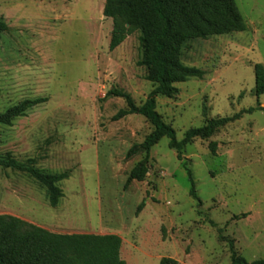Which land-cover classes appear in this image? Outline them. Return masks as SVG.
Wrapping results in <instances>:
<instances>
[{
	"label": "rangeland",
	"instance_id": "rangeland-1",
	"mask_svg": "<svg viewBox=\"0 0 264 264\" xmlns=\"http://www.w3.org/2000/svg\"><path fill=\"white\" fill-rule=\"evenodd\" d=\"M242 33L186 42L180 61L199 77L158 97L156 111L182 141L191 129L249 109L237 122L187 145L198 200L177 152L163 138L151 152L144 182L128 176L143 160L128 151L153 132L133 115L114 122L128 94L137 107L155 85L140 66V31L109 50L112 19L106 0H0V115L26 100L48 101L11 125H0V158L45 174H68L50 204L29 174L0 167V216L56 234L117 235L125 264H231L264 260V95L254 66H264V0H233ZM217 144L215 153L211 145ZM143 205V206H141Z\"/></svg>",
	"mask_w": 264,
	"mask_h": 264
},
{
	"label": "trees",
	"instance_id": "trees-1",
	"mask_svg": "<svg viewBox=\"0 0 264 264\" xmlns=\"http://www.w3.org/2000/svg\"><path fill=\"white\" fill-rule=\"evenodd\" d=\"M103 14L113 21L109 44L111 52L135 32H141L145 55L140 66L147 69L148 78L155 85L141 107H137L126 93L117 90L108 93L109 96L125 99L128 105L127 110L114 117V122L139 115L154 128L142 144L134 145L127 153V159L140 153L145 156L130 172L125 188L132 182L146 180L152 149L167 138L169 148L177 152L178 161L183 162L188 173L190 196L198 200L192 171L183 156L185 147L197 138L212 135L244 115L252 114L255 109L211 120L204 127L189 130L179 142L175 130L156 111L157 98L173 97L177 93L175 84L201 75L198 70L185 67L180 61V51L186 42L246 31L233 0H106ZM6 31L7 26L0 22V34ZM254 74L256 96L260 97L264 95V66L256 64ZM47 101L46 98L26 100L8 109L0 115V125H11L14 119ZM211 150L213 153L217 151L216 143L211 145ZM0 167L29 174L47 189L53 208L64 197L57 184L68 179L67 173L45 175L13 159L0 158ZM220 239L229 243L231 264H250L237 255L234 241L225 237ZM121 249L122 240L117 235L56 234L13 216H0V264H125ZM252 264H264V260Z\"/></svg>",
	"mask_w": 264,
	"mask_h": 264
}]
</instances>
